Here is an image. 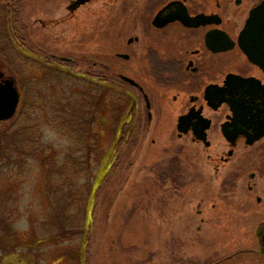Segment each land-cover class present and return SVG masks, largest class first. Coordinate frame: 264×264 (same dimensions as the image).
<instances>
[{
  "label": "rangeland",
  "instance_id": "1",
  "mask_svg": "<svg viewBox=\"0 0 264 264\" xmlns=\"http://www.w3.org/2000/svg\"><path fill=\"white\" fill-rule=\"evenodd\" d=\"M95 5L67 19L62 3L0 0V72L22 93L0 121L21 140L0 159V264H258L264 177L249 173L264 158L247 147L218 161L220 131L209 147L178 137L165 100L133 130L136 90L113 76L126 48Z\"/></svg>",
  "mask_w": 264,
  "mask_h": 264
},
{
  "label": "flooded vegetation",
  "instance_id": "2",
  "mask_svg": "<svg viewBox=\"0 0 264 264\" xmlns=\"http://www.w3.org/2000/svg\"><path fill=\"white\" fill-rule=\"evenodd\" d=\"M50 1L57 8L64 4L66 15L62 18L67 19L74 18L91 2ZM262 1L92 0L97 18L108 7L104 11L112 20L114 45L126 48L115 52L116 58L126 64L114 61L113 76L136 90L130 94L134 109L128 119L135 114L138 123L131 128L149 129L155 110L158 112L163 105L160 101L165 100L167 106L178 111L176 121L170 125L178 137L186 135L209 147L208 132L220 131L226 149L216 152L218 161L229 163L239 148L247 147L264 158V69L249 58L243 40L251 11ZM40 22L45 24L42 19ZM9 24L13 30L12 23ZM15 40L23 46L19 39ZM0 74L1 82L7 76ZM240 79L247 82L234 87L229 94L224 91L228 81ZM94 81L101 84L97 78ZM14 84L21 100L16 79ZM171 90L174 91L169 95ZM222 98H229L230 102L221 101ZM143 117L144 125L140 122ZM199 132L205 134L207 145L198 137ZM238 164L240 170H245L243 159ZM255 176L264 177V163L249 173L250 178ZM253 186L248 184L247 189L252 190ZM256 200L261 201V197L256 196ZM260 223L261 228L258 225L255 230V246L249 250L259 256L260 260L255 259L258 264H264V219Z\"/></svg>",
  "mask_w": 264,
  "mask_h": 264
},
{
  "label": "water",
  "instance_id": "3",
  "mask_svg": "<svg viewBox=\"0 0 264 264\" xmlns=\"http://www.w3.org/2000/svg\"><path fill=\"white\" fill-rule=\"evenodd\" d=\"M259 39L261 41L258 42ZM243 40L245 41L244 51L248 54L249 58L260 64L264 69V0L251 11L244 28ZM246 82L247 80L242 79L230 80L227 82L224 91L229 94L234 87L245 84ZM220 100L228 101L229 98H222ZM18 102L19 92L14 85V80L11 77L3 78L0 82V120H5L13 116ZM198 137L205 140V134L203 132H199ZM205 144H208L206 140Z\"/></svg>",
  "mask_w": 264,
  "mask_h": 264
},
{
  "label": "trees",
  "instance_id": "4",
  "mask_svg": "<svg viewBox=\"0 0 264 264\" xmlns=\"http://www.w3.org/2000/svg\"><path fill=\"white\" fill-rule=\"evenodd\" d=\"M20 142L17 132L12 130L3 131L0 134V159L3 157L8 161L14 159L19 152Z\"/></svg>",
  "mask_w": 264,
  "mask_h": 264
}]
</instances>
